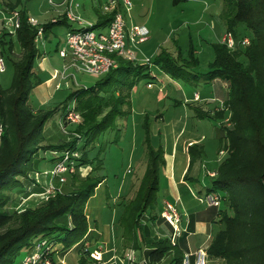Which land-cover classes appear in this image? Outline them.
I'll return each instance as SVG.
<instances>
[{
    "label": "trees",
    "instance_id": "trees-1",
    "mask_svg": "<svg viewBox=\"0 0 264 264\" xmlns=\"http://www.w3.org/2000/svg\"><path fill=\"white\" fill-rule=\"evenodd\" d=\"M186 1L171 0V3L178 6ZM221 1L220 18L226 32L234 37L233 50L222 43L213 44L214 60L201 77L180 72L164 52L154 63L174 80H197L203 86L218 81L226 87L222 108L211 112L193 109L200 120L220 122L229 115L228 127L217 128L220 143L227 142L223 148L226 156L216 169V177H206L205 193L217 194L221 199L214 221L218 229L212 235L207 253L220 264H264V0ZM23 3L16 0L7 2L6 7L2 5L3 10L19 12L21 25L15 38L0 32V56L14 70L10 87L0 88V264H15L19 253L29 252L39 240H46L56 248L47 255L52 264L56 253L75 246L80 251L77 264H96L84 240L88 235L86 206L106 178L104 154L108 143L101 139L108 131L118 137L123 125L117 128L116 121L131 114L130 92L139 81L151 78L150 68L118 59L117 67L99 77L94 86L73 91L67 102L74 103V110L83 116V124L75 130L83 145L78 147L75 139L68 145L42 147L43 127L60 108L34 111L28 104L32 89L40 83L33 69L39 51L34 43L37 30L28 25ZM112 17L113 13H99L94 28H105ZM60 24L71 28L65 16L55 23L40 25L44 37ZM244 38L249 39L248 46L240 45ZM14 41L20 50L16 61L11 58ZM113 91L116 99H110ZM66 111L65 105L63 118ZM142 128L147 156L145 172L135 196L123 204L119 226L127 247L148 250L149 264H158L167 257H170L168 264H182L184 253L178 239L171 245L170 235L157 238L144 230L145 215L154 226L164 222L156 213L159 172L164 158L161 146L155 149L151 145L148 116ZM41 150L78 152L79 159H74L78 161L76 166L90 167L91 171L85 178L71 176L67 193L55 192L35 207L10 210L16 197L13 192L22 186L21 179H27L34 170L36 154ZM188 152L191 166L203 156L204 149L195 145Z\"/></svg>",
    "mask_w": 264,
    "mask_h": 264
},
{
    "label": "rangeland",
    "instance_id": "rangeland-1",
    "mask_svg": "<svg viewBox=\"0 0 264 264\" xmlns=\"http://www.w3.org/2000/svg\"><path fill=\"white\" fill-rule=\"evenodd\" d=\"M15 1L16 0H0V8L2 5L6 7L5 5L7 2L13 3ZM51 1L56 6L50 4L49 0H28L23 3V6L29 17L34 18L39 25H43L58 19L61 12H64L68 5L67 3L66 6L60 8L58 5L63 3L64 0ZM107 1L108 0H72L74 4L73 7H78L74 8V15L77 17L79 16L85 25H95L98 22L99 13H101L100 9ZM128 1L130 2V11L126 13L122 10L127 26L145 27L149 32L147 42L132 48V50L139 65H145V61H150L151 78L142 79L131 90L129 102L132 113L126 119H118L116 121L117 128L123 125L122 129L121 127L119 128L121 132L118 137H116L115 132L108 131L102 136L101 140L108 143L105 148L104 158L106 160L105 169L108 174L107 186L109 192H111V196H115L117 187L125 182L126 187L128 184H131L129 191L125 194L126 198L132 199L136 194L143 176L144 171L142 168H144V166L142 161L145 160V163L147 162L145 146L143 144L144 130L141 127V124H144L146 120V116H148L150 126L158 121V115L156 113V115L152 114L155 110L165 112V120L166 122H170L174 115L183 116V113L190 111L189 105L193 103L184 102L182 95L186 93L193 95L194 92H200L203 99L209 96L213 91L209 87L203 85L199 86L182 80L172 79L160 69V66L154 63L155 60L164 52L175 62L176 67L181 69L180 72L186 71L189 74H195V76L201 77L208 72L209 65L214 60L212 45L221 43L227 32L220 18V13L223 8L221 0H187L178 6H173L171 0ZM1 9L3 10V7ZM3 18L0 12V32L3 29ZM68 24L70 25V23ZM54 27L50 41H46L44 48L48 51L47 56H49L55 64L57 72L60 73L63 70L64 63L62 60H59L57 57L58 55L54 54V50L58 44L63 46V42L67 35V27L64 24L55 25ZM38 49L42 51L40 46H38ZM19 55V46L17 42L14 41V55L13 57L11 56L12 60L16 61ZM5 62L6 72L0 74L1 89L9 88L14 76L13 66L7 61ZM47 75L48 74L43 75V77H47ZM67 75L73 76L74 78L70 77L59 81V89L54 92L51 102L43 108V110L46 111L57 108H60V110L54 114L43 127L41 132V137L43 138L42 147L68 145L75 139H77L78 147L83 145V139L79 136V133L75 131L79 125L83 124V116L81 113L74 110L80 115L81 121L78 124H70L65 127L63 124L62 107L66 105L67 110L71 107L74 108V103L67 102L69 95L77 89H86L94 86L98 78L76 72L72 69L67 71ZM57 78L58 77H56V79ZM148 82L154 83L153 89L148 90L146 88V83ZM159 90H161V92H159ZM159 94L162 96V99L157 101L156 96ZM115 95L116 92L113 91L110 94V99H116ZM141 99L144 100L140 102ZM177 103L179 105H176ZM216 107L217 105L212 103V108L216 109ZM144 110L151 115H143L142 112H144ZM228 116L227 113L222 121L218 122V126L223 125L228 127ZM204 125H207V127L203 128V135L204 138H206L203 144L207 147V150L203 154L206 156V161L209 162V167L216 169L226 156V154L225 156H220V151L225 150L223 148L227 145V142L223 140L222 143H220V138L216 131L217 122L206 120ZM149 129L151 131L150 139L152 137L153 143V145L152 143L151 145L154 147V145H158L160 140L157 134L154 136L152 133L155 128ZM153 136L156 139H154ZM65 152L69 151L66 150ZM65 152L52 153L51 151L44 152L41 150L36 154L34 170L29 174L27 179H21L22 186L13 192L16 198L12 199L10 210L27 206L35 207L55 192H69L71 176H78L79 178L86 177L91 171V168L83 167L80 169V166H76L78 161H73L74 171L72 173L69 170V172L61 175H52L56 164L63 162L66 157L67 159L64 164L67 165L70 163L71 155L65 154ZM204 155L202 156L203 158ZM54 157L60 158L57 160H49ZM78 159L79 158H76V160ZM86 168L90 170L87 171ZM83 169H86V175ZM61 179H63V181H61ZM160 187H164L163 179L160 181ZM105 193V188L96 191L94 196L88 201L87 208L95 213L100 204L103 206ZM119 202L120 199L111 198L108 200V203L113 206H116ZM162 202L163 197L160 189L157 203L160 206ZM99 208L102 210V207ZM103 211L105 217L99 222L95 221L96 223L94 222V220H96L95 217H92L90 224L92 226H98V229H100L103 235L106 234L110 236L111 225L118 219L119 215L117 213L114 214V217L111 216V212L107 208ZM144 226V230L153 235H155L157 231L166 233L169 230L167 225L163 222L157 224L155 229L150 225ZM217 229V225H212L210 234L211 232L214 233ZM180 230L179 238L181 243L188 242L190 246H196L204 241L207 242L206 233H199V235L194 237L191 236L186 239V236H184L186 233H184L182 226ZM96 247L97 245L94 243L89 248L93 256H95ZM25 255L26 252H20L16 257L15 264H20ZM169 259L170 258L167 259L168 262ZM104 264L108 263L104 261Z\"/></svg>",
    "mask_w": 264,
    "mask_h": 264
},
{
    "label": "crops",
    "instance_id": "crops-1",
    "mask_svg": "<svg viewBox=\"0 0 264 264\" xmlns=\"http://www.w3.org/2000/svg\"><path fill=\"white\" fill-rule=\"evenodd\" d=\"M63 6H66V4L61 3L58 5V7L60 8ZM73 6L74 4L72 5V11L74 10V8H78L77 6L75 7ZM65 11L61 12L59 18L56 19V21L62 19ZM70 27H75V25H71L70 23ZM54 28L55 27H53L49 31V33L44 37V45L46 44V41H50ZM61 47L62 46H60L59 44L56 46L54 50L55 55H57V51ZM38 51H39L38 57L34 62V66H35L34 69H35V75L40 80V83L34 86L28 101V104L34 111L43 109L47 104L51 102L54 92H56L59 89L58 86L60 81L59 78L56 79L55 72H57V68L55 64L52 62V60L49 58V56H47L48 51H46V48H43L42 51L38 49ZM59 60L61 59L59 58ZM46 74H48L47 77H43V75ZM188 83L196 84L199 86L203 85L201 84V81H197V80H189ZM206 87H209L213 91L210 93L209 96H206L203 99L200 92H194L193 95L188 93L182 95L184 98V102L193 103L189 105L190 111L183 113V116L174 115L172 117V120H170V122H166L165 112H159L158 110H155V112H153L152 114L156 113L158 115L157 116L158 121H156L154 124H151L150 126V128H155L154 132L152 133L154 134V136L155 134H157L160 140L158 145H154V148L156 149L158 146H161L163 150V158H164V165L162 166V168H160V172H159V191L161 189L163 202L160 206L158 205L156 213L160 217L164 204L170 203L177 208L180 214V218H181L180 227L181 226L183 227V231L184 233H186V235H184L186 236V239L190 238L191 236L194 237L196 235H199V233H206L207 236V242L204 241L200 244H197L196 246H190L188 242L181 243L180 238H178L177 243L179 244V247L182 249L184 255L193 254L195 251L201 248L202 249L208 248L213 235L212 234L213 232H211L210 234V230L212 225L215 224L214 221L216 219L218 212L217 208L208 207L200 200L201 197L205 194L206 184L208 183L206 178L207 177L206 171H211L216 173L217 168L214 169L209 167V162L206 161V156L204 154H203L204 158L203 157L197 158L194 161V163L190 166V156L188 152L189 148L195 145L202 146L204 152H206L207 150L206 149L207 147L203 144V142L206 140V138H204L203 135V128L207 127V125H204L206 120H200L196 118L193 109L199 108L205 112H211L214 109L212 108V103L217 105L216 109L217 108L220 109L223 107V99L227 91L226 87L218 81L206 85ZM153 88L154 86L150 89L148 88L147 89L151 90ZM159 92H161V90H159ZM195 97H198V100H195ZM156 98L158 101L162 99V96L159 94L156 96ZM143 100L144 99H141L140 102H142ZM176 105L179 104L177 103ZM142 113L143 115H151L146 110H144V112ZM142 125L143 124H141V127ZM217 128H218V122L216 126V131L218 132ZM151 143H152V137H151ZM52 159L53 158L49 160ZM142 164L144 166V168L142 169L145 172V167H146L145 160L142 161ZM105 165H106V160L104 158V166ZM107 176L108 174L106 173L105 180L96 189V191L101 190V188H105L106 190L105 201L103 203V206H101V204L99 206L102 207V210H100V208L98 207V210L94 213L92 210L87 208L88 206H86L88 235L84 240V245L89 249L90 246L95 243L97 245L95 256H97V250L103 248L104 253L98 256L99 260H101L103 264L104 261H106L108 264H112V263L125 264L123 262V259L124 256L129 252L134 253L136 259L135 264H149L146 256L148 250L142 249L136 251L132 248L127 247L125 245V241L123 238V231L119 226V221L123 213V204L128 200H130L126 198L125 194L129 191L131 184L130 185L128 184L127 187L125 186L126 184L125 182L122 183L123 185L122 184L121 186L119 185L116 189V195L112 197L110 194L111 192H109L107 186L108 184ZM161 179L164 180L163 188L160 187ZM111 198L120 199V202L117 203L116 206L110 205L108 203V200ZM105 208L110 210L111 216L114 217V214L117 213L119 215L118 219H116L115 222L111 225L110 236L106 234L103 235V233L100 232V229H98V226H92L90 224V220L92 219V217L93 218L95 217L96 219L94 220V222L95 221L99 222L105 217V213L103 211ZM149 219H150L149 216L145 215L142 218L143 225L146 226L150 225L155 229L156 223L155 226L154 224L152 225V223L149 222ZM167 227L169 228L168 225ZM170 233L171 230L169 228V230L166 233L157 231L155 236L157 238L168 237ZM78 248L79 246H75L68 251L56 253L53 257V264H77L80 258V251ZM91 255L92 258L95 259V262L97 264L98 258L96 259V257L93 256L92 253ZM168 258L170 257H167L158 264H168L167 261Z\"/></svg>",
    "mask_w": 264,
    "mask_h": 264
},
{
    "label": "built area",
    "instance_id": "built-area-1",
    "mask_svg": "<svg viewBox=\"0 0 264 264\" xmlns=\"http://www.w3.org/2000/svg\"><path fill=\"white\" fill-rule=\"evenodd\" d=\"M22 1L27 2L28 0ZM49 3L55 5L51 0H49ZM62 4L67 5L64 13L67 22L71 23V25H75V27H71L67 30L63 46L57 51L58 57L64 63L63 70L60 73L55 72V76L58 77L60 81L73 77L67 75V71L70 69L99 78L115 69L118 64V59H123L135 65L138 64V60L132 48L147 42L149 32L145 27L127 26L122 10L126 13L130 11V2L128 0H108L107 3L103 5L100 9L102 15L113 13L111 21L105 28H94V25L83 24L84 22L82 19L75 16L72 11V0H64ZM0 12L4 17L2 21V31L15 38L16 32L21 25L19 12L2 9ZM55 22L56 20L52 21V23ZM27 23L30 27L37 30L34 40L36 48L40 46L43 49L44 35L42 27L32 17H28ZM221 43L229 50H233L236 47V42L231 33H226ZM240 45L248 46L249 39L244 38L240 42ZM5 63L4 58L0 56V74L6 72ZM145 65L150 68V61H145ZM146 87L148 89L152 88L153 82H148ZM195 100H198V97H195ZM80 121L81 117L74 111L73 107L66 111L63 118V122L68 125L78 124ZM1 133L2 128L0 126V142ZM65 154L71 155L70 163L67 165L64 164L67 159L66 157L65 160L63 159V162L56 164L54 172L52 173L53 176L64 174L69 172V170L71 173L74 171L73 161L74 159L79 158L78 152H65ZM225 154V150L220 151V156H225ZM82 168L83 167L80 169ZM86 169L87 171L90 170L89 168ZM86 169H83L85 175L87 173ZM206 176L213 179L216 177V173L206 171ZM61 181H63V179H61ZM200 200L206 206L213 208H218L221 203V199L217 194L205 193ZM160 217L165 224L169 226L171 230L169 240L171 245H175L177 239L180 237L181 231V218L177 208L170 203L164 204ZM55 249L56 248L53 245L48 244L46 240H39L33 245L32 249L26 253L21 264H52L47 255L52 253ZM102 253H104L103 248L97 250V256H95L96 259ZM135 261L136 259L133 252L127 253L123 259L125 264H135ZM97 264H103L99 258L97 259ZM182 264H220V262L210 259L206 248L199 249L193 254L184 255Z\"/></svg>",
    "mask_w": 264,
    "mask_h": 264
}]
</instances>
